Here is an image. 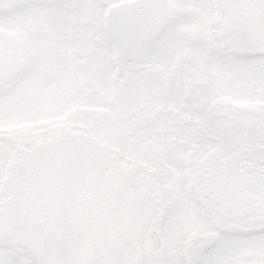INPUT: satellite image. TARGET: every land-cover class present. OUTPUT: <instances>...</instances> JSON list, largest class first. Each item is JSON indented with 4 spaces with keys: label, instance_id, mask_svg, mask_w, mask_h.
Returning a JSON list of instances; mask_svg holds the SVG:
<instances>
[{
    "label": "snow or ice",
    "instance_id": "snow-or-ice-1",
    "mask_svg": "<svg viewBox=\"0 0 264 264\" xmlns=\"http://www.w3.org/2000/svg\"><path fill=\"white\" fill-rule=\"evenodd\" d=\"M0 264H264V0H0Z\"/></svg>",
    "mask_w": 264,
    "mask_h": 264
}]
</instances>
